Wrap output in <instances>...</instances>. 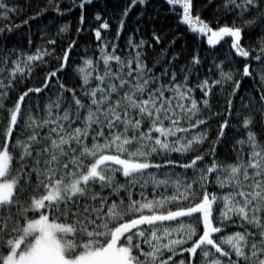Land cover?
Wrapping results in <instances>:
<instances>
[{
  "label": "snow or ice",
  "instance_id": "6c2138e0",
  "mask_svg": "<svg viewBox=\"0 0 264 264\" xmlns=\"http://www.w3.org/2000/svg\"><path fill=\"white\" fill-rule=\"evenodd\" d=\"M0 264H264V0H0Z\"/></svg>",
  "mask_w": 264,
  "mask_h": 264
},
{
  "label": "trees",
  "instance_id": "16d2710c",
  "mask_svg": "<svg viewBox=\"0 0 264 264\" xmlns=\"http://www.w3.org/2000/svg\"><path fill=\"white\" fill-rule=\"evenodd\" d=\"M21 2L22 3H27V0H21ZM195 2H196V7L197 8H204V5L207 3V0H195ZM202 16H203V18H205V19H209L210 18V14H209V11L208 10H204L203 12H202ZM205 47H208L207 45H206V40H205Z\"/></svg>",
  "mask_w": 264,
  "mask_h": 264
}]
</instances>
